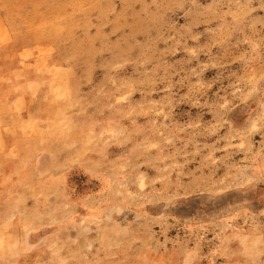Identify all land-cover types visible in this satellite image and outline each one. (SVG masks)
Masks as SVG:
<instances>
[{
    "label": "rangeland",
    "instance_id": "rangeland-1",
    "mask_svg": "<svg viewBox=\"0 0 264 264\" xmlns=\"http://www.w3.org/2000/svg\"><path fill=\"white\" fill-rule=\"evenodd\" d=\"M0 264H264V0H0Z\"/></svg>",
    "mask_w": 264,
    "mask_h": 264
}]
</instances>
